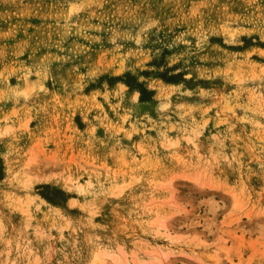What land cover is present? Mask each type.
<instances>
[{
    "label": "rangeland",
    "instance_id": "1",
    "mask_svg": "<svg viewBox=\"0 0 264 264\" xmlns=\"http://www.w3.org/2000/svg\"><path fill=\"white\" fill-rule=\"evenodd\" d=\"M258 48L264 0H0V264H264Z\"/></svg>",
    "mask_w": 264,
    "mask_h": 264
},
{
    "label": "trees",
    "instance_id": "2",
    "mask_svg": "<svg viewBox=\"0 0 264 264\" xmlns=\"http://www.w3.org/2000/svg\"><path fill=\"white\" fill-rule=\"evenodd\" d=\"M160 77H162L163 80L168 81V82H176V81H178L176 79L175 75H170V76L160 75ZM114 79L116 81L122 80L128 85L129 88L136 89L139 92V99L140 100H146V99H148V97H146V96L147 95L151 96V94H152V91H150L149 89H146L144 87V85L142 84V82H138V81L135 80L133 83H131L128 80H123L121 77H115ZM2 170H3V166H2V161L0 159V179L2 178V175H3ZM42 186H43V189H47L48 188L47 185H42ZM55 192H61V191L57 190ZM39 193H40V195L42 197H44L48 201H52V202L54 201L53 197L48 195V194H46L44 191L41 190Z\"/></svg>",
    "mask_w": 264,
    "mask_h": 264
},
{
    "label": "bare ground",
    "instance_id": "3",
    "mask_svg": "<svg viewBox=\"0 0 264 264\" xmlns=\"http://www.w3.org/2000/svg\"><path fill=\"white\" fill-rule=\"evenodd\" d=\"M257 51H259V53L264 56V49L263 48H258ZM164 84H167V85L168 84H171V85H173L172 83H168V82H166V81H164L162 79H159L155 84L152 85L153 86L152 88H155V89H159L160 90V87L163 86ZM166 92H167V90H166ZM133 98L134 99L136 98L135 94H133ZM8 130H9V125L6 124V123H3L2 124L0 122V138L3 137L6 133H8ZM5 172L9 173V168L7 167V165L5 167ZM43 174L42 175L35 176L33 179L30 180V183H33V182H44V181L51 180L53 178L50 175H45V174L43 175ZM41 201H44V200L41 199ZM98 258H99V253L98 254L97 253L93 254V257L90 260V264H96Z\"/></svg>",
    "mask_w": 264,
    "mask_h": 264
},
{
    "label": "crops",
    "instance_id": "4",
    "mask_svg": "<svg viewBox=\"0 0 264 264\" xmlns=\"http://www.w3.org/2000/svg\"><path fill=\"white\" fill-rule=\"evenodd\" d=\"M133 94H135V96H136L135 100H136L138 97V91L134 90Z\"/></svg>",
    "mask_w": 264,
    "mask_h": 264
}]
</instances>
